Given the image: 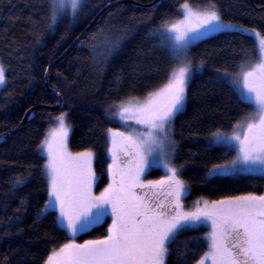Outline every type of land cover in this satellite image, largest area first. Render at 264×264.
I'll list each match as a JSON object with an SVG mask.
<instances>
[{
    "label": "snow or ice",
    "instance_id": "snow-or-ice-1",
    "mask_svg": "<svg viewBox=\"0 0 264 264\" xmlns=\"http://www.w3.org/2000/svg\"><path fill=\"white\" fill-rule=\"evenodd\" d=\"M87 3L88 0H44L47 29L54 33L62 20H68L66 31L71 29ZM157 6H163L162 0H157ZM174 11L179 15L162 13L159 23L147 33L155 41L154 47L168 54L170 63L164 77L140 95H121L123 78L120 74L114 77L116 99L106 103L104 113L110 122L119 123L125 130L105 129L111 162L107 165L109 181L99 193L93 190L98 179L92 163L94 152L91 148L77 152L68 148L71 126L66 112L54 117L56 126L48 128L36 145V158L43 159L39 171L46 193L43 206L36 212L37 221L55 213L54 222L75 236L102 225L106 217L111 220L105 234L98 238L82 243L69 239L52 247L42 264H167L169 245L176 243L181 233L197 231L201 226L209 228L201 237L206 241V251L195 264H264V193L248 192L214 200L200 197L186 210L182 198L189 189L179 174L183 165L173 163L177 147L174 121L186 108L193 74L201 71L204 64L203 60L194 64L189 50L212 34L239 31L242 37L254 38L255 60L242 49V59L234 73L215 69L214 75L217 81H227L237 100L250 110L243 111L229 131L217 127L208 133L206 144L226 147L235 154L212 164L206 176L264 173V34L222 19L214 0L196 8L183 0ZM140 19L151 23L154 14ZM97 32L103 39L98 41L96 34L89 36L90 59L103 67L119 49L122 36L103 28ZM0 86H6L3 63ZM53 90L56 103L63 106L66 101L56 85ZM154 167L163 168L165 174L159 179H142ZM24 181L23 176H18L12 185H22ZM0 264L10 261L5 257Z\"/></svg>",
    "mask_w": 264,
    "mask_h": 264
},
{
    "label": "trees",
    "instance_id": "trees-1",
    "mask_svg": "<svg viewBox=\"0 0 264 264\" xmlns=\"http://www.w3.org/2000/svg\"><path fill=\"white\" fill-rule=\"evenodd\" d=\"M110 1L113 0H88L71 29L66 31L68 20H62L53 33L46 27L44 0H0V63L6 68V86L0 87V134L18 126L26 112L37 106L21 128L0 142V261L7 257L10 264H42L52 247L71 239L67 230L54 222L55 213L38 221L36 216L46 199L39 171L43 159L36 158V145L52 123L53 115L60 111L45 107L56 104V97L45 85V70ZM153 1L130 0L111 7L49 71V87L53 89L56 85L66 101L61 110L68 113L71 149L91 148L95 152L97 191L108 183L110 160L105 129L125 130L119 123L110 122L104 113L106 103L116 99L114 77L120 74L123 78L119 86L121 95L125 92L140 95L164 77L170 63L167 52L154 47L155 41L147 33L159 23L162 13L178 16L174 9L183 0H162L163 6L152 4ZM214 2L222 19L256 28L264 34V0ZM189 3L203 6L208 0H189ZM153 14L151 23L140 19ZM101 28L122 36V40L103 67H97L90 59L88 41L92 34L101 41L103 37L97 32ZM253 42L254 38L242 37L239 31H228L212 34L189 50L194 64L201 60L204 64L201 71L193 74L186 108L173 126V139L177 142L173 161L177 167L183 165L179 173L189 189L184 197L186 207H191L200 197L214 200L248 192L264 193V173L206 176L212 164L235 154L226 147L206 144L208 133L217 127L229 131L231 123L243 111L250 110L247 104L237 100L227 81L216 80L214 70L227 69L234 73L242 59V49L251 53L254 60ZM161 174L160 170H150L147 176ZM18 176H23L25 181L13 187L12 181ZM109 222L105 220L76 238L80 242L98 238L105 234ZM205 232L207 226L181 233L176 243L169 245L167 264H195L206 251V241L201 238Z\"/></svg>",
    "mask_w": 264,
    "mask_h": 264
},
{
    "label": "water",
    "instance_id": "water-1",
    "mask_svg": "<svg viewBox=\"0 0 264 264\" xmlns=\"http://www.w3.org/2000/svg\"><path fill=\"white\" fill-rule=\"evenodd\" d=\"M130 0H113L108 2L107 4H105L98 12L97 14L94 16V18L91 20V22L80 32V34L73 40V42L66 48V50L54 61H52L48 68H47V75L45 76V85L46 88L52 93L54 94V90L52 88L49 87L48 85V77H49V71L50 68L57 63L58 61H60L76 44L79 43V41L89 32L93 29V27L96 25L98 19L101 17V15H103L107 10H109L111 7L120 4V3H124ZM152 4H157V0H154L152 2ZM54 96L56 97V95L54 94ZM57 99V97H56ZM64 106V105H63ZM63 106L59 105V104H54L52 106H45L47 109L53 110V111H57V110H61L63 108ZM37 107H31L25 114V116L23 117L22 121L20 122V124L18 126H16L15 128H12L10 130H7L3 133L0 134V142L3 141L8 135L14 133L15 131H17L19 128H21L32 116H33V109ZM39 107V106H38Z\"/></svg>",
    "mask_w": 264,
    "mask_h": 264
},
{
    "label": "rangeland",
    "instance_id": "rangeland-1",
    "mask_svg": "<svg viewBox=\"0 0 264 264\" xmlns=\"http://www.w3.org/2000/svg\"><path fill=\"white\" fill-rule=\"evenodd\" d=\"M192 5V4H191ZM193 6V8H196V7H198V6H195V5H192ZM256 58V57H255ZM255 60V59H254ZM253 60V61H254ZM1 87V86H0ZM60 112H66L67 113V111L66 110H60V111H58L56 114H54L53 115V121H52V123L50 124V126H49V128L50 127H55L56 125H55V123H54V117L55 116H57ZM68 114V113H67ZM67 123H69L70 124V122H69V119H68V116H67ZM71 126V125H70ZM70 135H71V129H70V133H69V137H68V148H69V150L70 151H72V152H77V151H73L72 149H71V147H70ZM109 147V146H108ZM92 150V149H91ZM82 151V150H81ZM93 152H94V150H92ZM108 156H109V160H110V162H111V159H110V153L108 152ZM109 162V163H110ZM93 168H94V170H95V152H94V158H93ZM173 163H174V161H173ZM174 165H175V163H174ZM176 166V165H175ZM150 170H160L161 172H162V174L161 175H159V176H147L148 175V173H149V171ZM95 173H96V171H95ZM255 173H261V172H259V171H257V172H255ZM165 174V170L163 169V168H160V167H154V168H150V169H148L147 171H146V173H145V175L142 177V179H145V180H154V179H159V177L160 176H162V175H164ZM180 174V173H179ZM96 176H97V174H96ZM181 176V175H180ZM98 178V177H97ZM181 179H183L182 178V176H181ZM184 180V179H183ZM108 181H109V176H108ZM97 183H98V179H97V182H96V184L94 185V191L96 192V193H99V191H97L96 190V186H97ZM107 185V184H106ZM105 185V186H106ZM187 194V193H186ZM185 194V195H186ZM185 197V196H184ZM184 197L182 198L183 199V204H184ZM184 206H185V204H184ZM189 208H191V207H186L185 206V209L187 210V209H189ZM110 220V218H105V220ZM109 223H111V220H110V222ZM92 228V227H91ZM91 228H89V229H91ZM88 229V230H89ZM207 231H209V228L207 227ZM68 233H69V235H70V237H71V239H74V240H76L78 243H82V242H80V241H78V239L76 238V236L77 235H79L80 233H82V232H79V233H77L75 236H73L72 234H71V232H69V231H67Z\"/></svg>",
    "mask_w": 264,
    "mask_h": 264
}]
</instances>
